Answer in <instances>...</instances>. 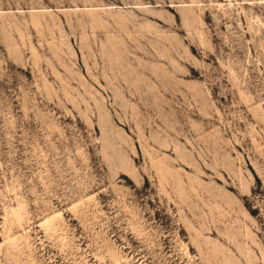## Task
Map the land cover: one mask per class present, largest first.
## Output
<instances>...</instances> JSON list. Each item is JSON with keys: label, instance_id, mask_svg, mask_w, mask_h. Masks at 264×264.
I'll use <instances>...</instances> for the list:
<instances>
[{"label": "rangeland", "instance_id": "rangeland-1", "mask_svg": "<svg viewBox=\"0 0 264 264\" xmlns=\"http://www.w3.org/2000/svg\"><path fill=\"white\" fill-rule=\"evenodd\" d=\"M0 264H264V0H0Z\"/></svg>", "mask_w": 264, "mask_h": 264}]
</instances>
